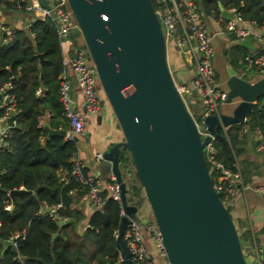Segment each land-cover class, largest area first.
I'll return each instance as SVG.
<instances>
[{
  "label": "water",
  "instance_id": "1",
  "mask_svg": "<svg viewBox=\"0 0 264 264\" xmlns=\"http://www.w3.org/2000/svg\"><path fill=\"white\" fill-rule=\"evenodd\" d=\"M39 1L47 5L46 0ZM68 4L77 23L68 37L83 38L105 96L100 105L108 102L123 134L122 140L103 151L120 182L126 212L120 217L115 238L121 257L118 264H133L122 232L128 216L138 210L126 199L120 150L128 153L171 264H248L232 214L213 187L205 146L221 135L223 126L247 121L259 97L264 96V74L251 79L237 73L227 77L225 101H238L230 113L207 114L208 133L202 137L176 88L151 0H68ZM217 4L224 17L233 16L219 0ZM238 44L250 46L249 36ZM6 121L14 126L13 115ZM48 134L65 136L66 130L48 128ZM97 172L99 175L100 169ZM23 190L11 189L9 195L13 199Z\"/></svg>",
  "mask_w": 264,
  "mask_h": 264
},
{
  "label": "trees",
  "instance_id": "2",
  "mask_svg": "<svg viewBox=\"0 0 264 264\" xmlns=\"http://www.w3.org/2000/svg\"><path fill=\"white\" fill-rule=\"evenodd\" d=\"M195 1L204 16H221L218 0ZM219 1L225 8L235 7L244 20L264 25V0ZM151 2L156 8L155 2ZM15 3L16 0H0V6L14 7ZM232 36L237 38L235 34ZM60 41L54 19L35 17L28 29L16 28L10 42H0V85L12 81L13 87L8 91L14 95L15 105L19 108L14 115V126L10 127L6 137L8 147L0 149V264H116L118 261L113 232L118 229L120 206L116 200L107 197L105 189L100 191L103 202L94 208L88 225L81 234L76 232V236L73 235L74 227H70L72 222L60 225L48 215L37 214L43 199L62 200L64 215L72 220L82 217L80 209L70 207L74 200L70 188L80 187L76 196L85 191L70 177L76 142L59 134H48V127L69 129L66 110L58 93L64 67ZM242 47L234 46L231 62H237L239 52L243 54L247 50ZM38 87H42L40 94H36ZM262 100L263 96L259 97L246 122L230 124L225 130L221 129L220 136L212 139L213 157L224 168L237 169L236 156L242 150L239 144L243 141L244 124L248 130L259 129L264 135ZM44 111L50 115L46 123L40 124L39 116ZM3 112L0 108V115ZM119 159L127 202L138 206V202L128 200L127 185L136 193V200L144 195L126 150H120ZM206 163L214 183L219 171L212 168L207 157ZM125 177L130 178L128 182ZM20 188L24 190L15 193L12 199L9 191ZM226 206L230 210L228 204ZM15 233L19 235L13 238Z\"/></svg>",
  "mask_w": 264,
  "mask_h": 264
},
{
  "label": "built area",
  "instance_id": "3",
  "mask_svg": "<svg viewBox=\"0 0 264 264\" xmlns=\"http://www.w3.org/2000/svg\"><path fill=\"white\" fill-rule=\"evenodd\" d=\"M16 0L14 7L24 11L32 12L35 17L44 18L51 17L56 23V29L61 39L68 37L69 31L77 25L73 12L68 4V0H46L47 5H43L39 0ZM155 2V12L159 17L162 31L165 38L166 46L172 43L183 57L192 62L195 67V75L189 84L175 81L176 88L186 103L185 93L192 95V89H195V96H197L203 103V111L195 112L186 106L191 112L195 124L200 135L203 137L208 133L205 125V116L207 114H220L218 110L219 101H225L227 92L220 90L218 87L216 72L211 65V57L214 55L210 43L212 32L210 31L206 21L203 19V12L195 0H151ZM232 12L233 16L226 18L225 28L235 34L238 40L250 35L249 29L241 26L239 22L244 20L235 7L227 8ZM223 20L224 16L221 14L218 17ZM252 22V21H251ZM163 25V26H162ZM16 28L0 20V40L2 43L10 42L15 35ZM243 61L248 68L264 69V41L259 51L248 53L243 56ZM66 62L64 61L63 64ZM68 64L73 69L78 86L80 88L81 97L85 112L78 109L70 108V99L68 96L69 82L63 67L60 73L59 83V97L62 101L68 117L69 129L66 130L67 139H73L75 136L79 137L86 132V114H96L100 110V99L96 92V85L99 84L98 76L94 63L88 58L87 48L80 44L74 54L69 58ZM13 87L12 81H4L0 85V108L4 109L0 120L5 121L8 116L13 115V122L15 113L19 108L15 105V97L8 90ZM42 92V87L36 89V94ZM264 105V99L262 100ZM50 113L44 111L39 118V123L44 117H49ZM42 122V123H41ZM203 126V128H202ZM10 127L5 128L0 135V149L8 147L7 135L10 133ZM223 126L222 129H226ZM257 138L259 142L257 149L264 152V135L259 129H256ZM213 139V138H212ZM212 139L205 146V154L207 159L211 162L212 168L218 170L219 173L214 178L213 187L216 192L221 194V200L225 205L231 204V200L237 195L243 196L249 184L244 181L239 167L236 164V170L224 168L213 157ZM74 140V139H73ZM76 142V141H75ZM104 159L103 151H97L94 154L93 162L100 163ZM70 177L78 181L85 191L78 195V199L94 205L95 208L103 202V197L100 195L102 187V179L98 172L90 166L78 155L77 151L72 156V166L70 169ZM65 182L68 178H64ZM107 189V197L116 200L120 206V217L126 215L124 207L121 202V187L120 182L116 179L115 174L111 171L108 179L105 181ZM80 187L73 186L69 192L76 194ZM254 190L264 195V184L255 185ZM220 196V195H219ZM9 205L5 208L9 209ZM64 203L62 200L57 202H50L43 199L37 208V214L48 215L54 220L65 222L68 217L62 213ZM149 234L153 238L156 246V253L163 258L168 264H171L167 259V253L164 248L160 231L155 221L143 223L137 213L134 216H128V221L122 232V238L125 241L129 251L130 259L133 264H160L154 258L151 250H149L145 242V234ZM19 233L13 234V238L17 237ZM114 237L118 235V229L113 232ZM255 259L257 264H264V245L255 246ZM20 260V256H16ZM121 259L118 252V264Z\"/></svg>",
  "mask_w": 264,
  "mask_h": 264
},
{
  "label": "crops",
  "instance_id": "4",
  "mask_svg": "<svg viewBox=\"0 0 264 264\" xmlns=\"http://www.w3.org/2000/svg\"><path fill=\"white\" fill-rule=\"evenodd\" d=\"M208 19V27L211 32H216L218 40L221 46V56L224 62V82L226 83L227 77L232 73L242 75V77L251 79L252 77H259L263 75L262 69H248L242 62L243 56L248 53H254L260 50L262 42L264 41V25L259 26L251 21H242L239 24L250 31V46H243L242 50H247L241 54L239 52L237 62H231L230 53L234 46L238 44V39L233 38V34L227 31L225 28V19L219 20L211 15L206 16ZM35 18V14L32 12L16 9L13 6H0V20L5 21L15 28L28 29ZM70 37L61 39V51L63 56L64 71L66 73L67 80L69 82L68 96L70 103L74 109H78L85 112L83 106L80 88L77 83L76 75L73 69L68 64L69 58L74 54L72 50ZM1 42V40H0ZM84 41L81 42L83 44ZM241 46V45H240ZM167 60L173 65L172 73L179 82L191 83L195 75L194 64L183 57L180 51L170 43L166 46ZM215 56V53H214ZM171 59V60H170ZM96 92L100 99L105 98L104 93L99 84L96 85ZM264 99V97H263ZM232 103V102H231ZM228 103V107L231 109L232 105ZM234 107V106H233ZM230 111H223L221 113H230ZM44 113V112H43ZM41 113V115L43 114ZM39 116V118L41 117ZM48 117H44L41 121L46 123ZM41 122V123H42ZM9 125L7 121L0 120V135L2 131ZM52 128V127H48ZM244 132L243 141L239 144L242 148L241 152L236 156V164L241 170L243 177H247L245 182L249 184V189L243 196L237 195L231 200V205L234 207V211L231 212L233 219H247V228L250 230L251 236L248 241L255 250L256 245H264V195L254 190V186L258 184H264V152L257 149L259 139L257 138L256 130H248L247 126H243L241 130ZM241 133V132H240ZM123 134L119 128L117 121L112 117V111L107 103L104 101L103 108L96 114H86V132L82 135L81 141L78 137L76 141L78 155L90 166V168L98 171L93 162L94 154L97 151L106 150L112 143L122 140ZM261 152V153H260ZM243 168V171H242ZM102 187L106 189L105 179H102ZM102 189V190H103ZM74 195V200L70 203V207H77L86 215L80 218L74 227V231L83 232V229L88 225V219L95 207L91 204L85 203L78 199V196ZM69 219V218H68ZM71 219V218H70ZM74 220L71 219L70 222ZM68 222V223H70ZM66 224V223H65ZM70 227L68 230H70ZM72 231V230H71ZM55 236V235H54ZM145 242L151 250L154 258L160 264H168L163 258L157 256L155 242L149 234H145ZM155 251V253H154Z\"/></svg>",
  "mask_w": 264,
  "mask_h": 264
},
{
  "label": "rangeland",
  "instance_id": "5",
  "mask_svg": "<svg viewBox=\"0 0 264 264\" xmlns=\"http://www.w3.org/2000/svg\"><path fill=\"white\" fill-rule=\"evenodd\" d=\"M203 19L204 21H206L208 23V19L206 16L203 15ZM163 26V25H162ZM69 40L71 41V48L72 50L75 52L77 47L81 44V42L83 41V38L81 36H77V37H73L71 36L69 38ZM210 43H211V47H212V51L213 53H215V56L213 55L211 57V65L212 68L214 69V71L216 72V79H217V83H218V87L220 88V90L227 92V85L224 82V73H223V69H224V62L221 56V46L218 40V35L216 32H212V36L210 39ZM171 60V59H170ZM246 67V63L242 62ZM171 64V63H169ZM248 69H256V68H248ZM261 69V68H260ZM173 75V73H172ZM174 80L178 81L177 78L173 75ZM189 84V83H187ZM100 85V84H99ZM102 89V88H101ZM264 97V96H263ZM185 100L186 103L188 105V107L192 110H198L199 112L203 111V103L201 102V100L197 97V96H192L190 93H185ZM238 100H233V102L231 103L232 108L235 105V103ZM108 103V102H107ZM103 108V105L100 107V109ZM232 108L230 109L228 107V103L226 101H219L218 103V110L220 112L223 111H230L232 110ZM80 141L82 138V135L79 136ZM261 153V152H260ZM96 168L100 169V174L99 176L102 179L107 180L111 170L108 166L107 161H105L104 159H102V161L100 163H97L94 165ZM245 179V177H243ZM126 181L128 182L130 178H126ZM128 187V200L129 201H136L138 202V210H137V215L139 216L140 220L143 223H148L151 221H154L151 209H150V205L148 203V200L145 197V193L143 191V197H140V199L136 200V193H133L134 190L132 189V187H129V185H127ZM228 204V203H227ZM229 208H230V212L234 211V207L231 204H228ZM81 211V210H80ZM82 212V211H81ZM86 215V213L84 214L82 212V217H84ZM81 217V218H82ZM77 219H74V221L72 222V226H75V223H77ZM234 222L236 224V227L238 228V233H239V237H240V242L244 251V255L246 257V260L248 262V264H257L256 259H255V253H254V249L252 247L251 244H249L248 241V228H247V219L243 218V219H234ZM76 231L73 232V235H75ZM78 233V232H77ZM78 234H81V232H79ZM76 236V235H75ZM155 253V251H154ZM157 256L158 254L155 253Z\"/></svg>",
  "mask_w": 264,
  "mask_h": 264
}]
</instances>
